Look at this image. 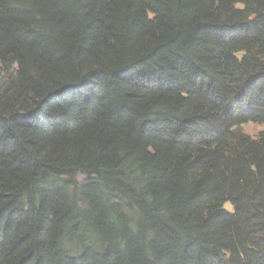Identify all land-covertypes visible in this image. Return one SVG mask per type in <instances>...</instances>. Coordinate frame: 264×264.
I'll return each mask as SVG.
<instances>
[{
    "label": "trees",
    "instance_id": "16d2710c",
    "mask_svg": "<svg viewBox=\"0 0 264 264\" xmlns=\"http://www.w3.org/2000/svg\"><path fill=\"white\" fill-rule=\"evenodd\" d=\"M247 122L264 0H0V264H264Z\"/></svg>",
    "mask_w": 264,
    "mask_h": 264
},
{
    "label": "rangeland",
    "instance_id": "374dc122",
    "mask_svg": "<svg viewBox=\"0 0 264 264\" xmlns=\"http://www.w3.org/2000/svg\"><path fill=\"white\" fill-rule=\"evenodd\" d=\"M240 129L249 136L255 137L261 130L264 129V125L255 122H247L243 123L240 126ZM226 207H229V205L227 204Z\"/></svg>",
    "mask_w": 264,
    "mask_h": 264
}]
</instances>
